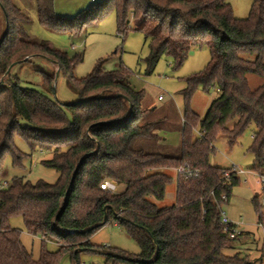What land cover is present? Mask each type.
<instances>
[{
    "label": "trees",
    "instance_id": "trees-1",
    "mask_svg": "<svg viewBox=\"0 0 264 264\" xmlns=\"http://www.w3.org/2000/svg\"><path fill=\"white\" fill-rule=\"evenodd\" d=\"M36 6L44 26L71 34L114 9L121 32L132 23L148 40V74L163 55L177 69L204 45L211 60L186 78L181 143L174 149L164 135L170 115L163 111L158 117L161 110L143 104L145 92L131 86L126 66L106 70L101 60L78 77L75 68L82 54L71 57L35 39L27 10L16 0H0V179L6 155L13 156L14 166H22L25 154L15 146L17 134L32 151L51 152L42 163L59 173L54 183L25 177L5 186L0 181V264H60L64 253H70L72 264H81V252L100 250L113 264H264L240 251L228 253L238 248L235 242L251 237L243 231L231 238L221 222L222 196L230 203L241 177L227 178L233 167L211 163L220 136L233 144L254 124L252 170L264 175V0H252L245 19L234 16L229 0H100L73 17L58 15L54 0H36ZM36 57L58 67V74L78 91L77 102L53 97L55 75L46 72L42 90L21 84L13 67ZM250 74L263 81L252 87ZM199 86L219 91L204 117L189 106ZM184 162L200 173L176 177L175 201L160 204L175 180L168 170ZM107 179L123 188L102 189ZM261 197L252 199L258 221H264ZM16 217L41 237L39 259L22 242V230L12 225ZM108 223L124 228L141 252L93 244L91 236ZM49 242L58 249L49 250Z\"/></svg>",
    "mask_w": 264,
    "mask_h": 264
},
{
    "label": "rangeland",
    "instance_id": "rangeland-1",
    "mask_svg": "<svg viewBox=\"0 0 264 264\" xmlns=\"http://www.w3.org/2000/svg\"><path fill=\"white\" fill-rule=\"evenodd\" d=\"M16 1L27 10L31 17L29 31L35 39L48 41L55 48L68 52L71 57L82 54V60L75 68V74L78 77L86 76L101 60L106 70L117 69L121 64L126 66L131 71L128 79L131 86L145 92L143 104L148 107L155 106L161 110L158 117L163 115V111L170 115L172 123L168 122L164 127L167 143L174 149L180 146L181 120L186 108L183 89L186 87V78L203 70L211 60V51L207 45L193 49L185 63L177 69L173 68L171 57L163 55L154 71L148 74L146 63L149 55L148 40L142 32L134 29L132 23L127 26V32H121L114 9L105 11L96 20L87 21L82 29H77L71 34L68 31L44 26L38 17L36 0ZM98 1L100 0H54V10L60 16L73 17ZM229 2L236 18L245 19L249 16L252 0H229ZM68 26L71 25L68 24L65 27ZM57 71L56 65L42 57L19 63L12 69V73L20 78L22 85L39 90L44 88L42 72L55 75L53 90L50 94L62 103L77 102L78 91L63 73L58 74ZM249 81L252 87H256L263 78L250 74ZM218 95L219 91L216 87L205 91L203 86H199L189 106L204 117L212 100ZM21 123L25 124V121L22 120ZM232 123L229 126H232ZM255 128V125L251 124L233 144H230L225 136H220L214 143L216 149L211 155V163L227 168L236 166L243 168L246 172L240 174L241 183L234 188L233 195L236 196L237 220L243 221L241 228L246 233L252 234L253 238L243 237L234 243L238 248L230 249L228 253L234 254L240 251L242 256L248 255L251 261L262 258L264 262L262 257L264 231L257 224L258 215L252 203L253 195L257 194L260 197L264 195V186L258 181L259 176L252 170L254 155L249 149L253 142ZM14 141L15 146L25 154L22 166H14L13 156L6 155L2 163L3 172L0 179L2 184H10L15 177H25L32 182L40 179L51 183L57 181L58 171L42 163L43 159L51 156V152L32 151L26 139L18 134ZM168 172L175 177V180L168 186L166 198L160 204L172 203L176 198V174L173 169ZM225 208L229 212L230 203ZM11 223L22 230V242L33 257L39 259L42 248L41 237L29 233L21 217L12 219ZM91 242L100 247L117 248L131 254L141 252L139 243L117 224L108 223L98 229L91 236ZM47 248L52 251L58 249L52 242L47 244ZM80 260L81 264H113L107 261V256L101 250L83 251L80 254ZM257 263L260 264L258 260ZM60 264H72L70 253H64L61 256Z\"/></svg>",
    "mask_w": 264,
    "mask_h": 264
},
{
    "label": "built area",
    "instance_id": "built-area-1",
    "mask_svg": "<svg viewBox=\"0 0 264 264\" xmlns=\"http://www.w3.org/2000/svg\"><path fill=\"white\" fill-rule=\"evenodd\" d=\"M176 177H182V178H188V177H194L198 176L200 173L198 169H195L189 165V163L184 162L182 165L176 167L173 169ZM246 173L243 168H239L236 166H233L232 171H227L225 173V177H229L231 174H244ZM258 176L259 179L258 181L264 186V175H260L257 172H255ZM7 184H3L5 186ZM101 188L104 190H108L111 192H118L120 191L123 187L119 185L117 182L107 179L101 184ZM222 199L224 201V204L220 207V214H221V222L224 225V230L229 234L231 238H236L239 236L243 230L240 228V222H235L232 220V218L229 215L228 210L225 208L228 202V197L226 195L222 196ZM260 213L264 214V195L261 197V211ZM257 224L263 229L264 231V221H257ZM85 264V263H83ZM94 264V263H93Z\"/></svg>",
    "mask_w": 264,
    "mask_h": 264
},
{
    "label": "crops",
    "instance_id": "crops-1",
    "mask_svg": "<svg viewBox=\"0 0 264 264\" xmlns=\"http://www.w3.org/2000/svg\"><path fill=\"white\" fill-rule=\"evenodd\" d=\"M240 176V175H239ZM255 195H253V197H254ZM253 199V198H252ZM236 196H232V198H231V200H230V210H229V215H230V217L232 218V220L233 221H235V222H237L238 220H237V218H238V213H237V211H236ZM239 222H240V228L242 227L241 225H242V223H243V221H240L239 220ZM242 229V228H241ZM243 230V229H242ZM244 231V230H243ZM245 232V231H244ZM250 238H253V235L251 234V237Z\"/></svg>",
    "mask_w": 264,
    "mask_h": 264
},
{
    "label": "water",
    "instance_id": "water-1",
    "mask_svg": "<svg viewBox=\"0 0 264 264\" xmlns=\"http://www.w3.org/2000/svg\"><path fill=\"white\" fill-rule=\"evenodd\" d=\"M57 73H58V71H57ZM80 163H81V162H80ZM79 167H80V164L78 165V167H77V169H76V171H75V173H74V176H73V179H72L71 185H72V183L74 182V179H75V176H76V174H77V172H78V170H79ZM105 222H106V220H104L102 224H104Z\"/></svg>",
    "mask_w": 264,
    "mask_h": 264
}]
</instances>
